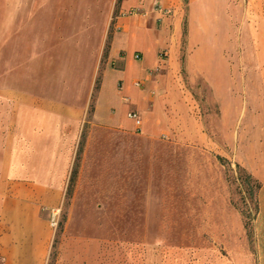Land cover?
<instances>
[{
  "label": "crops",
  "instance_id": "crops-1",
  "mask_svg": "<svg viewBox=\"0 0 264 264\" xmlns=\"http://www.w3.org/2000/svg\"><path fill=\"white\" fill-rule=\"evenodd\" d=\"M216 2L3 0L0 47H13L15 65L33 63L41 67V74L34 92L6 68L0 76V264H46L52 237L43 211L59 206L62 179L68 175L103 59L91 110L93 124L142 128L151 139L172 129V113L190 112L184 70L191 81L203 80L216 94L225 91L232 99L235 82L241 80L242 135L234 159L259 183L256 251L245 262L264 264V0L252 1L241 14L225 8L229 19L243 18L242 72L234 56L238 45L228 44L233 56L224 58L219 43L205 41V18L213 15ZM219 56L225 60L221 69ZM54 65L77 68L72 73L48 74V67ZM82 67H88L85 81ZM107 76L113 77L109 96ZM54 80L62 81L61 89L55 88ZM252 97L259 98L258 106L252 104ZM233 111V104H228L227 113ZM130 112L140 116L139 126ZM196 126L190 117L177 141L202 143L201 132L193 137L189 131Z\"/></svg>",
  "mask_w": 264,
  "mask_h": 264
},
{
  "label": "rangeland",
  "instance_id": "rangeland-1",
  "mask_svg": "<svg viewBox=\"0 0 264 264\" xmlns=\"http://www.w3.org/2000/svg\"><path fill=\"white\" fill-rule=\"evenodd\" d=\"M226 1L227 5L217 0L213 15L205 18L204 37L206 42L219 43L218 52L224 58L233 56L228 44L238 45L234 56L242 72L243 18L229 19L225 8L241 14L257 0ZM2 9L0 0V20ZM11 49L0 47V76L6 68V73L21 76V85L34 92L41 67L15 65ZM221 56L218 69L225 63ZM103 63L84 126L75 139L68 175L62 179L59 206L43 211L52 237L46 264H246L245 257L255 256L256 251V179L246 182L248 172L234 159L242 135L241 80L235 82L232 99L225 91L216 94L203 80L191 81L184 70L190 112L172 113V129L151 139L142 128L120 130L93 124L90 107L96 101ZM76 68L54 65L47 72L60 75ZM87 70L82 67L83 81ZM55 80V88L61 89L62 81ZM112 82L113 77L107 76L108 96L113 95ZM105 100L102 112L109 97ZM258 100L251 98L255 106ZM228 104H233V112L227 113ZM190 117L197 126L189 131L193 137L201 132L202 143L177 141ZM72 171L76 176L70 183Z\"/></svg>",
  "mask_w": 264,
  "mask_h": 264
},
{
  "label": "trees",
  "instance_id": "trees-1",
  "mask_svg": "<svg viewBox=\"0 0 264 264\" xmlns=\"http://www.w3.org/2000/svg\"><path fill=\"white\" fill-rule=\"evenodd\" d=\"M120 0H118V2H119ZM183 2H184V4H186L187 3V0H183ZM185 25H184V31H183V34H184V36H185ZM92 110V107H90V111ZM236 167H237V169H239V165L238 164H236ZM75 176H76V171H72V173H71V176H70V178H69V181H70V183H71V181H73L74 180V178H75ZM251 179H253L252 178V176L249 174V173H246V175H245V180H246V182H248V183H250V181H251ZM254 185V189H255V191L258 189V187H259V183L257 182V181H254V183H253ZM255 211H256V213H257V203H255ZM246 227H247V224L245 225ZM251 233V230L250 229H248V235Z\"/></svg>",
  "mask_w": 264,
  "mask_h": 264
},
{
  "label": "built area",
  "instance_id": "built-area-1",
  "mask_svg": "<svg viewBox=\"0 0 264 264\" xmlns=\"http://www.w3.org/2000/svg\"><path fill=\"white\" fill-rule=\"evenodd\" d=\"M128 116L134 120V122H135L136 125H138V126L140 125L141 120H140V117L138 116L137 113H135V112H130V113L128 114Z\"/></svg>",
  "mask_w": 264,
  "mask_h": 264
}]
</instances>
